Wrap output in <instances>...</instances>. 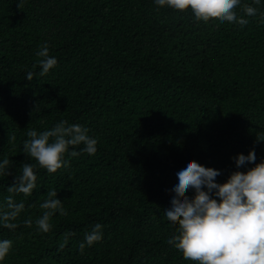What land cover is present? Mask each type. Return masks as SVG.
I'll return each instance as SVG.
<instances>
[{
	"label": "trees",
	"instance_id": "obj_1",
	"mask_svg": "<svg viewBox=\"0 0 264 264\" xmlns=\"http://www.w3.org/2000/svg\"><path fill=\"white\" fill-rule=\"evenodd\" d=\"M258 19L243 27L194 19L153 0H0V157L13 164L0 198L31 162L22 152L28 128L64 119L98 137L95 155L68 156L55 173L38 169L33 193L16 196L26 204L20 219H34L55 188L67 214L53 217L49 233L22 223L0 229L14 241L5 264H193L163 239L180 218L162 215L168 184L184 159L219 169V183L237 170V154L255 148L256 161L241 171L264 159ZM45 41L58 64L28 81ZM96 222L104 237L81 253ZM66 230L74 235L59 249Z\"/></svg>",
	"mask_w": 264,
	"mask_h": 264
},
{
	"label": "clouds",
	"instance_id": "obj_2",
	"mask_svg": "<svg viewBox=\"0 0 264 264\" xmlns=\"http://www.w3.org/2000/svg\"><path fill=\"white\" fill-rule=\"evenodd\" d=\"M153 3L158 10L190 12L194 19L214 17L217 22L227 21L243 27L249 23L248 17H259L258 23L264 24V11H261L264 0H153ZM35 55L39 59L33 68L39 66V71H26L28 81L48 74L58 64L57 58L50 54L47 41L38 47ZM26 135L22 152L31 162L18 167L13 182L5 189L8 194L0 198V229L14 231L22 223L28 227L35 225L36 232L49 233L54 228L53 217L57 213L67 214L57 190L47 189L45 199L39 203L42 211L34 219L30 216L20 219L26 204L16 196L33 193L37 188L38 169L55 173L69 166L68 156L76 157L81 152L95 155L98 137L90 135L87 126L64 119L44 130L28 128ZM77 146H82L79 151ZM234 159L237 170L223 183L216 180L219 169L195 160L184 159L172 169L174 179L168 184L171 192L162 215L168 220L177 214L180 218L175 229L163 239L193 264H264V159L246 171L239 169L246 162L256 161L255 148L247 155L237 154ZM12 166L8 156L0 157V177L11 175ZM189 189L194 191L191 197L182 194ZM103 228L104 225L96 222L84 233L79 242L81 253L103 239ZM62 235L59 249L65 247L74 233L66 230ZM13 245L12 239L0 238V264H5L14 251Z\"/></svg>",
	"mask_w": 264,
	"mask_h": 264
}]
</instances>
